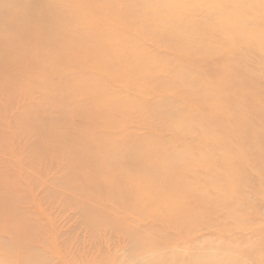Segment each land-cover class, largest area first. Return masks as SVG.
<instances>
[{
  "label": "rangeland",
  "instance_id": "1",
  "mask_svg": "<svg viewBox=\"0 0 264 264\" xmlns=\"http://www.w3.org/2000/svg\"><path fill=\"white\" fill-rule=\"evenodd\" d=\"M130 4L64 43L122 68L0 74V264H264V0Z\"/></svg>",
  "mask_w": 264,
  "mask_h": 264
},
{
  "label": "bare ground",
  "instance_id": "2",
  "mask_svg": "<svg viewBox=\"0 0 264 264\" xmlns=\"http://www.w3.org/2000/svg\"><path fill=\"white\" fill-rule=\"evenodd\" d=\"M34 1L33 5L23 7L24 11H22V0H0V74L3 71L5 74V69H10L12 72H20L21 68L15 63L22 56L34 57L39 67L44 66L51 71L52 69L59 71L60 74L58 76L64 79L63 83H66L70 75L64 66L62 70L54 64L55 57L69 56L67 62L74 63L73 65L82 71L86 70V68H95L97 66L99 68L102 66L104 70H107V68L115 70L121 67L119 62L114 61L110 65H103L99 59H96L97 61H90L91 64H85L84 61H80L81 56L84 54L83 49L80 46H73V49H67L64 43L70 41L76 43L79 41L77 38H81L84 35L90 37L91 40H88V42L94 45L96 42L93 39L98 41L100 40L98 36H105V46L100 44L103 51L105 50L107 53H112L115 50L122 52V50L125 51L124 47L111 42V39L115 37L114 34L112 35V31L120 30L117 26L119 22L126 21L127 26H129L130 19L134 18L136 22H134V26L131 25L130 27L132 28V30L130 29L131 33L134 30L144 32L146 27L150 26V23L142 17V11L139 13L135 5H127L128 0ZM86 2L89 3V6L87 8L82 7L81 4ZM95 13L106 16V20L100 18L98 20L99 23L101 22V24L111 28L109 34L96 28L94 30L90 28L91 33L88 32L86 25L94 22L91 20V16L95 15ZM72 25L77 30H70ZM117 36L119 39L123 38L125 40V38H128V41L132 40L129 34L123 31L118 32ZM43 39L47 43H44ZM93 45L86 50L88 54L91 53ZM40 76H35L34 74L31 76V81L39 82ZM2 83L3 80L0 78V87ZM59 88L57 87L56 89L59 90ZM151 258L146 256L141 262H144V264H162L165 262L161 263L160 259ZM31 260L33 264H42L43 261L38 256H33Z\"/></svg>",
  "mask_w": 264,
  "mask_h": 264
}]
</instances>
